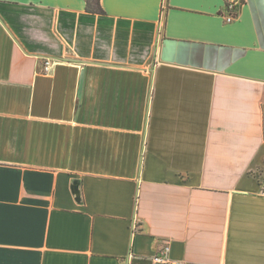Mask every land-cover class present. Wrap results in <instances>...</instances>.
I'll use <instances>...</instances> for the list:
<instances>
[{"label": "crops", "instance_id": "crops-1", "mask_svg": "<svg viewBox=\"0 0 264 264\" xmlns=\"http://www.w3.org/2000/svg\"><path fill=\"white\" fill-rule=\"evenodd\" d=\"M225 2L0 0V264H264V0Z\"/></svg>", "mask_w": 264, "mask_h": 264}, {"label": "built area", "instance_id": "built-area-1", "mask_svg": "<svg viewBox=\"0 0 264 264\" xmlns=\"http://www.w3.org/2000/svg\"><path fill=\"white\" fill-rule=\"evenodd\" d=\"M242 4L243 0H226L222 16L227 23H232L237 20ZM48 67V65H45L44 70H48ZM259 178L261 180V193L264 195V172H259ZM153 261L154 264H181L171 260L170 246L168 242L160 247Z\"/></svg>", "mask_w": 264, "mask_h": 264}, {"label": "trees", "instance_id": "trees-1", "mask_svg": "<svg viewBox=\"0 0 264 264\" xmlns=\"http://www.w3.org/2000/svg\"><path fill=\"white\" fill-rule=\"evenodd\" d=\"M87 10L92 13L102 14L104 9L101 4V0H86Z\"/></svg>", "mask_w": 264, "mask_h": 264}]
</instances>
